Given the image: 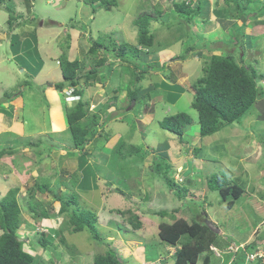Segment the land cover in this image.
<instances>
[{
  "label": "rangeland",
  "instance_id": "obj_1",
  "mask_svg": "<svg viewBox=\"0 0 264 264\" xmlns=\"http://www.w3.org/2000/svg\"><path fill=\"white\" fill-rule=\"evenodd\" d=\"M13 1L2 0L0 9V32H7L8 35L6 40L0 35V127L2 122H6L3 119L11 121L14 118L20 123L25 120L20 133L33 141L37 140L39 147L37 145L34 151L32 149L31 152L24 153L31 156L29 162L35 166L31 175L26 177L24 169L18 168L15 172L19 177L11 176L9 181L4 179L1 183L7 191L20 187L18 197L23 205L22 215L28 221L22 224L18 233L22 239L28 240L26 249L38 256V263L42 261L49 264H93L96 254L105 253L112 247L117 251L122 264H158L157 259L162 260L161 264H174L175 255L170 256V246L159 236V225L163 219L158 215L159 211L167 210L169 215L164 220L170 221L174 208H180L179 214L188 220L198 218L204 222L208 216L221 227L222 233H219L215 240L218 249L216 252L212 251V255H215L212 264H231L234 261L238 253H227L231 249V240L238 239L243 242L242 236H251L253 232L252 241L264 238V100L261 106H254L252 112L240 120L227 124L212 134L201 136L198 132L199 114L192 106L194 92L188 89L195 79L203 75V63L212 56L211 51L208 53L209 50L212 46H221V38H224L225 34L230 42L228 49L236 54L245 52V63L255 65L263 75L264 84V28L262 30L258 25L254 26L258 19L256 14L251 15L242 37L235 35L237 27L243 22L238 14L216 13L218 7L224 6L219 9L221 11L226 9L225 0H195L194 5L199 2L205 6L202 17L196 16L190 24L185 23L184 18L174 9V0H117L118 6H113L111 11L94 10L93 5L84 0H34L31 10L26 1ZM12 4L15 7L14 13L19 15L17 20H9L10 13L7 9ZM250 6L251 9H256L254 13L257 12L259 19L263 18L261 22L264 25V13L258 11L262 7L264 10V0H253ZM142 14L161 18V23L152 22V26L161 28L154 31L156 45L171 43L170 50L177 55L184 53L186 45L199 43L195 51L202 50L205 45L204 57L196 59L189 56L180 62L170 60L171 65L164 66V55L169 50L161 49L157 54L161 58V65L153 69L158 72L150 71L154 74L146 76L143 79L145 83H140L142 88L147 87L149 83H156L157 87L145 96L146 99L138 98L134 104V100L131 101L126 92L130 72H125L122 61L108 51L102 83L82 84L85 87L83 99L90 100L91 112L98 110L100 105L112 96H118L116 103L106 113L112 117L107 121L104 114L105 124L100 130L105 137L106 133L112 137L106 140L98 134L88 146L90 152L97 155L94 162L90 161L95 167L85 166L86 161L83 159L79 160L78 170V162L71 159H78L76 151H70L73 145L72 135L68 127L61 130L62 124H65L66 104L69 103L70 106V101L67 100L70 89L62 93L56 89L54 82L48 84L49 86L46 83L41 85L38 78L43 79L52 69L56 74L54 80H62L59 60L63 54L70 59L81 60L80 73L90 71L99 55H105V51H101L98 57L88 54L93 40L109 44L117 39L118 43L129 42L138 45V30L134 19ZM9 21H14V25L16 22L25 23L20 25L21 29H17L14 34L18 36L16 38L11 37L13 34L9 29L12 23ZM206 21L207 23H204ZM42 22H45L43 26ZM195 34L198 36L193 41ZM216 38L220 40L213 45V39ZM140 48L143 49L142 46ZM220 50L226 52L222 48ZM140 53L143 54V51ZM169 74H172L173 79L168 78ZM66 100L68 102L65 104ZM14 107H19L20 110L14 113ZM181 111L188 112L193 117V122L186 128L185 137L188 142H180L177 135L159 125V121L166 115ZM123 139L144 146L155 155L169 152L175 172L179 173L175 177L177 184H169L149 167L155 155L148 158L149 168L144 167L145 160H140L133 168L131 165L116 166L114 172L109 174L114 186L100 183L96 173L100 176L104 174H101L99 166L108 165V158L114 154ZM62 146L68 152L74 153V156L64 155L61 149H58ZM196 147L200 152L207 154L208 159L197 157L194 153ZM4 148L6 147H2ZM17 161L22 162L19 158ZM23 161L25 162V159ZM75 170L79 173L77 183L81 181L86 189L75 188L80 195L79 206L97 211V226L103 236L102 240H94L86 230L71 232L65 223L68 219L65 214L48 218L47 221L44 218L30 217L27 202L29 189L36 182L46 180L52 182L50 187H56L58 179H69L70 182L65 185L72 186L75 182L72 173ZM221 171L231 178L239 176L246 181L245 192L236 200V206L233 208L220 202V196L207 188L208 177ZM48 176L52 177V181L46 179ZM91 178L94 183L89 182ZM103 180L101 177V182ZM118 188L125 193L119 192ZM63 189L67 190L63 185L61 189L58 188L60 192L64 191ZM179 191L185 196L184 199L177 197ZM35 197L36 200L42 201L51 214L59 213L61 206L55 197L54 189L46 192L36 191ZM132 215H139L140 228H134L128 222L127 218ZM52 228L56 230L52 232L55 234L51 235L56 247L43 250L37 241L42 232H49ZM58 229L63 230L66 243L60 242ZM2 232L0 228V234ZM68 245L72 247L68 248ZM220 252L222 255L216 254ZM204 255L205 253L199 256L196 264H204Z\"/></svg>",
  "mask_w": 264,
  "mask_h": 264
},
{
  "label": "trees",
  "instance_id": "obj_2",
  "mask_svg": "<svg viewBox=\"0 0 264 264\" xmlns=\"http://www.w3.org/2000/svg\"><path fill=\"white\" fill-rule=\"evenodd\" d=\"M1 1L2 0H0V3ZM25 1L31 10L32 1ZM190 1L191 2L183 0L182 2H176L174 0V9L180 17L184 18L185 23L189 24L194 21L196 16L202 17L205 6L204 3L197 2L196 5H194L193 3L195 0ZM84 2L92 4L94 10L105 9L106 11H111L113 6H118L117 0H84ZM225 2L226 9L221 11L219 9L224 8V6L218 7L216 13H234V15L238 14V16L242 18V24L237 27L238 29L235 31L236 36L243 37V30L247 27L248 20L252 14L257 15L256 17L258 19L255 21L256 23H261V21H263V18L259 19L257 12L254 13L256 9H251L250 5L253 0H225ZM217 3H219V1ZM7 10L10 13L9 20L11 18H14V20L19 18V16L14 13L15 7L13 4L9 5ZM232 10H235V12H232ZM258 11L264 13L263 7ZM160 19V16L154 17L149 14H142L134 19V25L138 30V45H132L129 42L118 43L117 39L110 41L109 44L95 40L88 49V54L98 57V54L101 51H105V55L102 57L99 55L98 60L94 62L95 66H93L87 73L79 72L82 68L80 59H70L66 54H63L60 59L63 80L55 84L57 87L56 89L63 91L66 87H74V94L84 97L85 87L82 82L87 84L102 83L101 80L104 78V66L108 60L107 53L108 51H111V54L115 58L122 61L121 65L125 68V72H130L131 77L129 85H127L128 90H126L127 96L131 101H137V99L141 97L146 99L145 96L151 94L157 87L156 83H149L146 81L149 85L145 88H142L140 83H145L143 79L148 75L154 74L150 73V71L158 72L157 70H153L156 66L161 65V61L157 54L162 48L171 45V43L156 45V33L154 31L161 30V28L155 25L152 26V22L154 24L157 22L161 23ZM9 22L13 25L14 21ZM204 23H207V21ZM23 24L25 23H21V25ZM197 36V34L194 35L193 41L197 39ZM225 38L226 35L224 38H221L223 42H225ZM218 39L219 38L213 39V44L220 40ZM197 44L199 43H193L190 46L185 44L186 47H184V53L177 54L172 59H180L184 61L189 56H197L201 58L205 45L202 46V50L196 52L195 47ZM229 45V43L225 42L222 46L214 49L212 56H210L208 60L206 59L203 63V75L195 79V81H193L188 87V89L194 92L192 106L197 109L199 114L198 132L201 136L212 134L223 126L240 120L251 113L254 106L256 107L262 104L261 102L264 100V84H262L263 75L258 72L255 65L245 63L244 49L242 50L244 54H241L240 52L237 54L232 53L228 49ZM141 46L143 49L140 48ZM221 48L223 50H225L224 48H227L228 51L225 50L226 52L223 53V51L220 50ZM141 51H143V54L140 53ZM168 78H172V74H169ZM117 99V95L112 96L106 102L102 103L98 110L92 112L90 111L91 102L88 99L81 98L74 104L66 107L67 127L72 135L73 143L71 148L76 151L78 166L79 162L84 159L86 161L85 166L91 168L95 167V164L90 161L94 162V158L97 157V155L96 153H91L88 146L98 134L106 140H109L112 137L107 133L105 137V134L101 133L100 130L105 124V121L103 120L104 114H106L108 109L116 103ZM111 117L112 115L106 114L107 121ZM192 122V115L188 112L181 111L166 115L159 121V125L163 129L177 135L181 140L180 142H188L185 137V132L187 126ZM160 148H163V146H160ZM3 152H5V150ZM194 153L197 157L208 159L207 154L205 155L200 152L198 147L194 148ZM152 155L153 153L150 149L132 142H127L123 139L118 144L114 154L108 158V165L101 164L99 166L101 167V174H104V176H100L98 173L96 174L100 178V183L114 186L109 174L114 172L116 166L121 167L123 165H131L133 168V166L140 160H145L146 163L148 158L152 157ZM158 155V159L150 161L149 166H151L154 171L166 177L169 184H177V181L174 179L173 164L168 160L170 157L169 153L164 151ZM40 161L42 163L43 159ZM53 166H55V164H53ZM129 168L131 169V167ZM78 170H80V166ZM76 171L77 170L72 173V177L75 180V182L72 183V186L65 185V183L70 182L69 179L63 181H60L59 179L56 180V187H50L52 182L50 183L47 180L36 182L28 192L29 199L27 202L28 211L31 215L30 217L32 219L44 218L47 221L48 218L55 216L59 217L60 215L65 214L66 218H68L65 220V223L68 224L71 232L77 233L86 230L94 240H102L103 236L97 226V211L79 206L80 195L76 192L75 188L78 190L79 188H81V190L86 189L82 186L81 181L77 183L79 173H76ZM56 173H58V170ZM56 173L55 175H58ZM101 177L104 179L102 182ZM46 179L51 181L52 177L48 176ZM89 182L94 183V179L91 178V181ZM245 182L246 181L239 176L231 178L226 172L221 171L208 177L207 188L210 192H216L220 196V202L227 204L229 208H233L236 200L245 192ZM61 185L68 187L70 193L66 191L60 192L58 188L61 189ZM52 189H54L55 197L59 200L61 206L57 215L51 214L42 201L40 202L35 199L36 191L46 192ZM182 189L188 191L186 188ZM117 190L122 194L125 193V191L120 188ZM19 192L20 187L11 188L5 196L0 199V228L3 230L0 234V264H49L42 261L38 263L36 261L38 260V256L30 249H26V243L28 241L22 239L18 233L22 224L25 222L22 215L23 205H21L18 197ZM177 195L180 199L185 198L184 195L180 194V191ZM180 210V208L173 209L171 212L172 220L170 221L164 220V218L169 215L167 210H161L158 212V215L163 219L159 225V236L168 244L177 246L174 264H196L199 260V256L203 253H205L203 263L212 264V259L215 255H212L211 246L212 244H215L218 233L209 227L205 221L202 222L198 218L191 221L188 220V218L183 217L179 214ZM122 213L125 214L126 211H122ZM204 214L207 216V212ZM127 220L134 228L141 227L139 215H132L128 217ZM54 230L55 229L52 228L49 232L41 233L37 243L43 250H51L56 247L54 246V239L51 238V235L55 234L52 233ZM57 233L59 234L60 242L66 243L67 240L63 234V230L58 229ZM67 247L71 248L72 246L68 245ZM255 249H257L256 243H251L246 250L242 249L239 251L231 264H247V252ZM51 264L56 263L52 262ZM93 264H122V262L117 251L114 248L109 247L107 252L95 255Z\"/></svg>",
  "mask_w": 264,
  "mask_h": 264
},
{
  "label": "crops",
  "instance_id": "obj_3",
  "mask_svg": "<svg viewBox=\"0 0 264 264\" xmlns=\"http://www.w3.org/2000/svg\"><path fill=\"white\" fill-rule=\"evenodd\" d=\"M1 7L2 6L0 3V9H1ZM44 24H45V22L41 23L42 26ZM257 25H258V27H261L263 30L264 25L256 24L254 26L257 27ZM19 27H20L19 24L17 26H15L14 24L10 25L9 31L11 32V34H13V35H11V37H15V38L18 37V36H15L14 34L17 32V29H21ZM253 33H257V32H253ZM0 35H1V38L3 40H6L8 38L7 32H5L4 34H1V32H0ZM0 46H1V44H0ZM168 52H170V53L165 54L164 58H165V56L175 55V53L172 50H169ZM196 59H198V58H196ZM55 76H56V74H54L53 70L51 69V72H47L43 79L38 78V82L41 85L46 83L47 86H49L48 84H52V82H54L53 84L55 85V83L57 82L54 80ZM60 81H62V80H59L58 82H60ZM19 110H20L19 107H16V108L14 107V109H13L14 113H15V111L17 113ZM14 117H15V115H14ZM3 121H6V122H2V125L0 127V199L8 192L7 188H4L2 186V183H1L4 179L9 181L11 176L16 175L17 177H19L18 174L15 172L18 168L24 169V171H25L24 175L26 177H28V175H31L35 171V166L31 165L29 162V158L31 156H26V155H24V153L25 152H31L32 149L34 151V147H37V145H38L37 140L33 141L32 139H29L28 137H26L24 134L20 133V132H22V123H24L25 120L22 123H20V121H16L14 118L11 121H9V120L7 121L5 119H3ZM65 124H66V126L64 127ZM65 124H62L63 127L61 130H64V128H66L68 126V124L66 123V120H65ZM8 130H12V131H8ZM61 130H58V132ZM6 131H8V132H6ZM10 134H14L17 136H12ZM18 145H20V146L16 147ZM2 147H6V148L2 149ZM38 147H39V145H38ZM11 148H14L15 151H12ZM17 148H19V150H16ZM58 149H61V151L64 155L68 154L67 153L68 150H66L64 146L59 147ZM4 150H5V152H3ZM70 150L72 151V148ZM69 154L74 156V153H72V152H69ZM18 158L22 161L21 163H19L17 161ZM24 159H25V162L23 161ZM26 159H27V161H26ZM71 159H74V160H76V162H78V159L76 157H73ZM6 164H7V166H5ZM4 169H6V171ZM63 190L67 191L68 189L67 190L63 189ZM88 199L89 198H87V202H88ZM85 203H86V198H85ZM234 206H236V203ZM253 234H254V232L252 233L251 236H249V235H247L245 237L242 236V238H244V241L242 243L244 244V243H248L249 241L251 242V240L253 238ZM238 241H240V240H238ZM258 242H259V244H264V238H262V239L258 238ZM171 254L172 253H170V255ZM164 262L165 263L167 262L166 258H165ZM158 263H160V261H158Z\"/></svg>",
  "mask_w": 264,
  "mask_h": 264
},
{
  "label": "clouds",
  "instance_id": "obj_4",
  "mask_svg": "<svg viewBox=\"0 0 264 264\" xmlns=\"http://www.w3.org/2000/svg\"><path fill=\"white\" fill-rule=\"evenodd\" d=\"M13 1V0H12ZM25 1V0H24ZM176 1V0H175ZM183 0H181V2H182ZM14 2V1H13ZM177 2V1H176ZM188 2H191L190 0L188 1ZM34 3V0H32V5H34L33 4ZM15 4V3H14ZM8 11V10H7ZM9 13V12H8ZM17 15V14H16ZM17 16H19V15H17ZM258 23V22H257ZM258 24H262V22L261 23H258ZM16 25H18L17 24V22H16ZM15 25V26H16ZM19 25H21V24H19ZM226 35V34H225ZM227 37V36H226ZM93 42H94V40H93ZM219 42V41H218ZM223 42V41H222ZM225 42L226 43H230V42H228L227 41V39L225 38ZM225 42H223V43H225ZM223 43H222V45H223ZM92 45V44H91ZM214 45V44H213ZM221 45V46H222ZM218 47H220V46H218ZM90 48V47H89ZM215 48H217V47H215V46H212V49L211 50H209V52L208 53H214V49ZM162 49H164V48H162ZM166 49L167 50H170L171 49V47H166ZM204 50V49H203ZM211 51V52H210ZM168 53V51L166 52V54ZM174 56H176V54L175 55H173V56H165V58L163 59V61H164V65H171V63L172 62H169L170 60H173V61H178V62H180V61H182V60H180V59H172ZM194 58L196 57V58H198V59H200L199 57H197V56H193ZM202 57H204V51H203V55H202ZM160 59V61H161V58H159ZM185 61V60H184ZM107 62V61H106ZM59 64H60V60H59ZM179 64V63H178ZM106 65L107 64H105V66H104V68L106 67ZM63 80V79H62ZM58 83V82H57ZM73 88V89H72ZM67 89H70V91H69V95L67 96V100L68 101H70V105H72V104H74L75 102H77L78 100H80L81 98L83 99V97H81L80 95H75L74 94V87H66L64 90H67ZM64 90L63 91H60V92H64ZM7 95V94H6ZM65 101V104H66V102H68V101ZM136 103H137V101H136ZM134 104H135V101H134ZM67 105L69 106V103H67L66 104V107H67ZM65 112V120H66V123L68 124V122H67V119H66V111H64ZM186 133V132H185ZM146 148V147H145ZM11 150L12 151H14L15 149L14 148H11ZM152 152V151H151ZM153 153V155H155V153L154 152H152ZM169 153V152H168ZM156 157L154 158L153 157V160H156V159H158V156L159 155H155ZM169 161L171 162V159H169ZM148 160H147V162L145 163V166L144 167H147V168H149V167H151V166H149L148 167ZM173 167H174V165H173ZM177 171H178V169H177ZM156 172V171H155ZM156 173H158V172H156ZM177 172H175V169H174V179H175V181H178L175 177H177V175L179 174V173H177ZM155 174V173H154ZM159 174V173H158ZM163 178H165V180H166V177H164L162 174H160ZM52 181V180H51ZM168 185V184H167ZM64 186V185H63ZM169 186V185H168ZM65 188H67L68 189V187H65ZM170 188V187H169ZM69 190V189H68ZM68 190L66 191V192H68ZM5 196V195H4ZM25 221H28V220H26L25 219ZM205 222L207 223V222H212L213 224H215L218 228H219V231L220 232H217L218 233V235H219V233H222V229H221V227H219L217 224H216V222L215 221H213L212 219H210L209 217L208 218H206V220H205ZM24 224H25V222H24ZM2 230V229H1ZM3 231V230H2ZM161 238V237H160ZM260 239V238H259ZM262 239V238H261ZM27 240V239H26ZM231 240V239H230ZM230 240L228 241V242H230ZM28 241V240H27ZM164 241V240H163ZM227 242V243H228ZM256 243V245H257V249H255V250H253V251H248L247 252V254H246V260H247V264L249 263V262H251V264H264V244H259V242H258V239L256 240V241H252L251 240V242L249 241L248 243H242V242H240V241H238V239L237 240H235V239H233V240H231V243H230V247L229 248H231L230 249V251H228L227 253H230V254H232V253H239V251L240 250H246V248L251 244V243ZM167 243V242H166ZM242 243V244H241ZM168 244V243H167ZM169 246V249H171L172 250V254L170 255L171 257L172 256H174L175 254H176V248H177V246H173V245H170V244H168ZM218 245L217 244H212V246H211V250L213 251V252H216L217 251V249H218V247H217ZM173 248H175L174 250H173ZM234 248H236V249H234ZM169 254H170V252H169ZM216 254H220V255H222L221 254V252L220 253H216ZM167 258H168V254H167ZM158 260V259H157ZM158 261H160V264H161V262H162V260H158ZM157 261V262H158ZM174 263H175V261H174ZM159 264V263H158Z\"/></svg>",
  "mask_w": 264,
  "mask_h": 264
},
{
  "label": "water",
  "instance_id": "obj_5",
  "mask_svg": "<svg viewBox=\"0 0 264 264\" xmlns=\"http://www.w3.org/2000/svg\"><path fill=\"white\" fill-rule=\"evenodd\" d=\"M208 226L211 227L214 231L220 232L219 228L212 222H207Z\"/></svg>",
  "mask_w": 264,
  "mask_h": 264
},
{
  "label": "bare ground",
  "instance_id": "obj_6",
  "mask_svg": "<svg viewBox=\"0 0 264 264\" xmlns=\"http://www.w3.org/2000/svg\"><path fill=\"white\" fill-rule=\"evenodd\" d=\"M73 89V88H72Z\"/></svg>",
  "mask_w": 264,
  "mask_h": 264
}]
</instances>
